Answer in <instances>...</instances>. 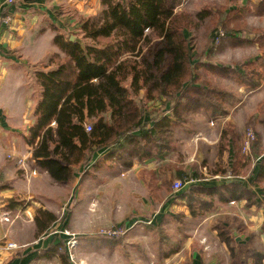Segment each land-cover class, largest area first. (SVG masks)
<instances>
[{
  "label": "trees",
  "instance_id": "16d2710c",
  "mask_svg": "<svg viewBox=\"0 0 264 264\" xmlns=\"http://www.w3.org/2000/svg\"><path fill=\"white\" fill-rule=\"evenodd\" d=\"M184 2L101 0L102 11L82 20L81 38L76 33L56 35L60 52L49 59L50 68L36 72L42 93L34 112L35 123L25 138L34 147L37 165L52 178L68 181L74 167L86 168L103 152L112 159L125 154V158L146 159L171 150V141L160 129L176 122L175 117L180 118L178 108L182 105L205 110L210 118L226 115L236 99L211 84H199L203 69L236 77L241 85L253 89L261 85L264 74L258 69L259 60L248 61L245 68L230 69L205 62V56L194 58L188 33L194 18L178 11ZM231 2L234 7L219 8L220 17L230 43L240 44L246 40L240 34L245 35L242 30L248 26L244 13L264 16V0ZM246 42L258 43L264 50V31ZM259 65H264V60ZM162 99L165 109L147 110V103ZM172 107V116L165 115L166 109ZM235 129L227 124L220 137V149L228 152V169L233 170L242 161ZM176 171L185 182V173ZM254 180L264 189V155ZM250 185L228 180L218 187L194 184L182 192H170L184 198L190 213L197 216L217 200L255 202ZM41 216L35 220L38 234L49 230L56 221L52 211L42 210ZM256 258V264H262L264 254ZM231 264L244 261L233 255Z\"/></svg>",
  "mask_w": 264,
  "mask_h": 264
},
{
  "label": "rangeland",
  "instance_id": "374dc122",
  "mask_svg": "<svg viewBox=\"0 0 264 264\" xmlns=\"http://www.w3.org/2000/svg\"><path fill=\"white\" fill-rule=\"evenodd\" d=\"M224 6L232 8L235 5L231 0H185L178 8V11L187 12L194 18L193 28L188 31L192 39L194 58L205 56L203 58L205 62L210 61L219 67L230 69L245 68L248 61L259 60L258 69L264 74V65H259L264 60V50L258 43L246 42L247 39H254L258 31H264V16L246 11L243 19L247 21L248 26L242 30L245 31V35L240 34L246 40L240 44H231L220 17L219 8ZM84 18L87 17L78 16L79 25L64 34L69 36L70 33H76L78 38H81L80 24ZM217 32H224L225 36L215 44ZM201 73L212 78L203 76L205 80L202 77L199 84L208 83L218 90L232 94L236 103L245 98L236 111L239 124L237 122L238 128L235 129L242 161L235 170L228 169V152L221 151V139L219 138V142L212 146L203 141V135H206L201 133L204 129L203 123L207 122L209 125L211 123V126L213 123L207 112L186 106L178 108L180 118L175 119L184 120V123L174 125L171 132L174 143L171 145L170 154L178 161L196 155L195 161L187 163L192 168L189 172L183 170L185 165L176 164L185 173L187 183L195 182L197 177L205 179L211 175H218L225 180H247L259 161L255 154L264 153V81L260 85L262 87L259 86L260 91L249 96L253 88L247 86L245 92L238 91L240 88L243 89L244 85H241L236 77L223 76L204 69ZM35 79L37 81L36 77ZM153 102L147 103V110H155L152 107L155 105ZM218 123L217 120L213 124L219 131ZM249 133L254 135V139L251 140L249 149L245 150L243 145ZM29 146L33 151L34 147ZM200 153L205 154L207 158L206 164L205 161L202 162V165L207 167V174L195 167L196 164L198 166L201 164L197 162H201L198 157ZM127 155L113 157L110 161L105 159L102 163L97 162L96 165H89L86 168L74 167V173L68 181H58L38 165L35 167L33 159H29L28 155L17 159L18 164L19 160L28 159L27 162L31 165L27 168L29 173L25 174L26 180L30 187L37 189V195L39 190L42 194L34 199L43 202V205L50 209H41V203L33 206V198L15 197L22 206L18 208L20 210H16L18 212L13 215L11 221L22 224V230L19 227L15 234H23L25 237L27 227L30 226L31 230L27 236L32 234L37 238L39 236L37 244L45 245L49 234L53 232L57 238L56 243L52 242L51 247L38 258L37 264H199V262L229 264L233 261V255L242 258L244 264H256L258 261L256 255L260 253L257 251L264 248L259 240V235L263 232L262 226L257 223L258 216L264 211L263 201H260L263 203L262 207L257 206L254 209H248L242 203L239 206L242 211L238 212V215L234 211H230L229 214L221 212L220 216L226 217L227 222L223 220L211 222L213 219H210L203 223L202 219L212 214L213 209L197 215L193 218L195 220L190 222L183 213L176 212L175 207L173 209L169 207V213L162 214L164 211L162 208L169 195L173 196L170 191L174 190L177 193L175 183L182 179H178V174L175 176L172 169H165L163 166L162 175L165 174L167 177L170 172L172 178L169 182L168 177L160 175L161 182L157 184L158 178L151 170H145L146 167L142 165L136 167L133 161H138V158L127 159L125 158ZM224 156H227V162L223 159ZM8 158L13 159V154H9ZM139 160L142 162L145 159ZM83 170H86L85 173ZM224 170L227 172L223 173ZM34 176L39 179L36 183H31ZM250 186L256 198H259L261 193L255 192V188L263 186L255 180ZM75 197L78 200L77 204ZM240 201L248 202L246 199ZM42 210L52 211L56 221L51 224L49 230L38 234L35 220L41 216ZM253 216L257 218H254L256 223L250 222ZM199 220L201 221L198 222ZM3 221L10 222L7 217H4ZM251 235L254 236L253 239H247ZM63 236L68 239L65 240ZM9 244L18 248L15 243ZM252 253H255L254 263H251Z\"/></svg>",
  "mask_w": 264,
  "mask_h": 264
},
{
  "label": "crops",
  "instance_id": "0c3cea01",
  "mask_svg": "<svg viewBox=\"0 0 264 264\" xmlns=\"http://www.w3.org/2000/svg\"><path fill=\"white\" fill-rule=\"evenodd\" d=\"M0 7H6L5 13H8L12 17V20L8 25L3 23L0 26V264H37L39 261L38 258L42 256L45 250H48L51 247V243H56L57 238L55 233L53 232L49 234L48 241L45 245H42V243L37 244L36 241L39 237H34L33 234L27 236L31 230L30 226L27 227L28 231L25 237H23V234H15L16 229L19 227L22 230V224L18 221L14 223L11 222L13 215L18 212L16 210L22 208L19 200H15V197L33 198V206L41 203L38 199H34L35 197L42 195L40 194L41 191L39 190V195H37V189L30 187L26 180L25 174L26 172L29 173L27 168L31 164L27 162V158H25L26 161L24 168H22L23 166H19L17 162L18 158H23L28 155L27 157H30L29 159H33L34 166L38 167L33 158V151L30 146L27 145L28 143L25 140L26 135L29 133L28 130L35 123L34 112L41 99L42 93V87L40 83H38L39 81L37 80V82L35 79L36 72L41 69L50 68L51 65L48 66L49 59L53 54L60 52V49L55 43L56 35L76 28L77 25H79L78 16L89 17L99 14L102 11V3L101 0H15L12 5H7L6 0H0ZM41 66L43 67L39 68ZM204 76L212 78V76L208 74H204ZM246 87L247 86H244L243 89L240 88L238 91H244ZM260 87L251 90L249 96L259 92ZM244 99L245 98L243 97L239 103H236L233 107L229 108L226 115H221L215 118H210L207 115L210 120H212L211 122L214 123L218 120L219 123L222 121V124H217L219 127L218 131L215 129L217 126L213 123L212 126L211 123L210 125L207 122L203 123L204 129L201 133L206 134L203 135L204 143H208L210 146L215 145L219 142L221 131L227 124L231 123L235 128L238 126L237 122L239 124V121L236 117V111ZM164 101V99L155 100L153 102L155 105L152 107L155 110H158L163 105L161 109H165L166 105L164 104ZM156 104H159L160 107ZM183 106L184 105L181 107ZM172 114L173 107L166 109L165 115L172 116ZM156 122L157 121H155V123ZM180 122L184 123V120H181ZM178 123L179 122L176 121L167 126H162L160 129L163 130V136L169 139L172 145L174 141L172 140L171 132L174 129V125H177ZM160 125H163V123H160ZM216 131H218V134ZM170 153V150H166L162 154L154 155L142 162L139 159L138 161L134 159L135 161H133V163L136 167L142 165L146 167L144 168L145 170H151L158 178L157 184L161 182L160 175H162L163 170L161 167L163 166H165V169L167 167L172 169L175 176L177 175L176 169H180L177 166L178 164L185 165L183 170L186 172L192 170L191 165H187V163L193 162L196 157L195 154L194 157L191 156L178 161ZM9 154H13L14 158L9 159ZM108 155V152L97 154L90 165H96L97 162L102 163L105 159L110 161L111 158ZM263 155L264 153L262 155L255 154V157L259 161L254 167L253 174H251L249 178L247 177V180H244L246 184L253 183ZM198 157L201 162H197L201 164L199 166L196 164L195 167L207 174V167L202 165L203 161H205L206 164L207 158H205V154L200 153ZM127 159L131 158L127 157ZM223 159L227 162V156H224ZM157 162H160V164ZM83 171L85 173L86 170ZM162 177H166V175L164 174ZM167 177L170 182L172 173L169 172ZM38 179L39 178L35 176L32 177L31 183H36ZM196 179L195 182L187 183L185 187L194 184H203L207 187H218L224 185L228 181L218 175H211L205 179H198L197 177ZM7 183L9 185L3 187V185ZM256 191L260 192L261 196L256 198L255 202L217 200L209 209H213V211H211L212 214L207 215L205 218L202 217L204 218L202 219V222L207 223L210 219H213L211 222L215 220H223L224 222H227L226 217L220 216L221 212L229 214L230 211H234V213L238 215V212L242 211L239 207L242 203H244L246 205L245 207L248 209H254L257 206H261L264 203V194H262L264 193L263 188L256 186L255 192ZM260 201H263V203ZM232 202L235 203L233 204ZM77 203L78 200L77 197H75V204ZM41 204V209H50L43 205V202ZM169 207L171 209L175 207V211L183 213L188 218L189 222L195 220L193 218L196 216H193L190 213L186 200L178 197L177 194L176 196L169 195L167 202L162 208V210H164L162 211V214H168ZM205 212H207V210ZM4 217L9 218L10 222L3 221ZM254 218L257 219L253 216V220L250 219L251 223H256ZM258 219L259 222L257 221V223L262 226L264 223V211L263 214L258 216ZM200 221L201 220L198 222ZM263 233L264 232H261L259 235V240L264 247ZM253 237L254 236L251 235V237L248 236L247 239L252 240ZM9 243L17 244L18 248L9 247ZM257 252L264 254V248ZM254 255L255 253H252L251 259L253 262L251 261V263H254L255 261ZM194 256L199 255L194 254ZM199 264L205 263L199 262Z\"/></svg>",
  "mask_w": 264,
  "mask_h": 264
},
{
  "label": "built area",
  "instance_id": "2783aa9c",
  "mask_svg": "<svg viewBox=\"0 0 264 264\" xmlns=\"http://www.w3.org/2000/svg\"><path fill=\"white\" fill-rule=\"evenodd\" d=\"M15 0H6V3L7 5H12L14 3ZM261 1V0H260ZM4 11H6V7L2 8L0 7V26L5 23V24H9L12 20V17L6 13V14H3ZM225 36V33L224 32H217L216 33V40H215V44H218L220 42V40ZM254 139V135L252 133H249L248 136H247V139L245 140L244 142V145H243V148L245 150H248L249 149V146H250V143H251V140ZM25 159L24 160H19V164L21 166H24L25 165ZM191 182H194V181H191ZM190 183V182H188ZM187 184V181L186 182H183V181H177L175 183V189H177V191H181L185 188V185ZM9 247H15V246H12V244H9Z\"/></svg>",
  "mask_w": 264,
  "mask_h": 264
},
{
  "label": "water",
  "instance_id": "95a60500",
  "mask_svg": "<svg viewBox=\"0 0 264 264\" xmlns=\"http://www.w3.org/2000/svg\"><path fill=\"white\" fill-rule=\"evenodd\" d=\"M71 40H74V36H71Z\"/></svg>",
  "mask_w": 264,
  "mask_h": 264
}]
</instances>
